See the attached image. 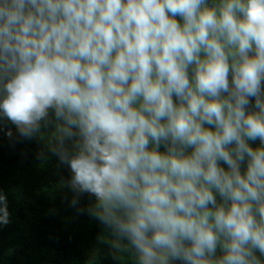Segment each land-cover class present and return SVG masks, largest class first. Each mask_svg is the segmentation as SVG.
<instances>
[{"label": "clouds", "instance_id": "1", "mask_svg": "<svg viewBox=\"0 0 264 264\" xmlns=\"http://www.w3.org/2000/svg\"><path fill=\"white\" fill-rule=\"evenodd\" d=\"M262 82L264 0H0V117L31 138L52 110L137 264H264Z\"/></svg>", "mask_w": 264, "mask_h": 264}, {"label": "trees", "instance_id": "2", "mask_svg": "<svg viewBox=\"0 0 264 264\" xmlns=\"http://www.w3.org/2000/svg\"><path fill=\"white\" fill-rule=\"evenodd\" d=\"M253 102L250 97V105ZM56 123L49 109L39 132L23 138L15 125L0 117V192L9 213V222L0 225V264H137L131 247L111 248V229L88 212L95 197L69 187L70 168L50 150ZM9 130L11 137L5 135ZM75 139L65 141L69 153ZM249 144L255 147L259 140ZM256 255L264 260L259 252Z\"/></svg>", "mask_w": 264, "mask_h": 264}]
</instances>
